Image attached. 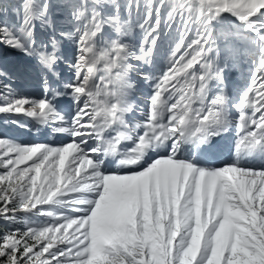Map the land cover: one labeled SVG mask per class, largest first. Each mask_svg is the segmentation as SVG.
<instances>
[{"label":"snow or ice","instance_id":"1","mask_svg":"<svg viewBox=\"0 0 264 264\" xmlns=\"http://www.w3.org/2000/svg\"><path fill=\"white\" fill-rule=\"evenodd\" d=\"M0 119V264H264V0H0Z\"/></svg>","mask_w":264,"mask_h":264},{"label":"rangeland","instance_id":"2","mask_svg":"<svg viewBox=\"0 0 264 264\" xmlns=\"http://www.w3.org/2000/svg\"><path fill=\"white\" fill-rule=\"evenodd\" d=\"M161 64H163V60L161 59ZM239 77L233 76L230 80V84L235 88L238 87ZM24 91L27 93H31L33 89L31 88H24ZM38 95V92H37ZM136 100L139 99V101H143L144 97L143 95H139V98L137 96L135 97ZM0 134H5L9 137H12L16 139L17 141L29 143L31 141L29 137L34 138L37 136V134L33 131L31 133L25 131L23 128H17L15 125L9 124L7 120L0 119ZM50 137L47 138L49 140ZM51 139V138H50ZM35 142V141H34Z\"/></svg>","mask_w":264,"mask_h":264},{"label":"trees","instance_id":"3","mask_svg":"<svg viewBox=\"0 0 264 264\" xmlns=\"http://www.w3.org/2000/svg\"><path fill=\"white\" fill-rule=\"evenodd\" d=\"M29 139H30V137H29ZM30 140H33V139L31 138ZM29 142H31V141H29Z\"/></svg>","mask_w":264,"mask_h":264}]
</instances>
